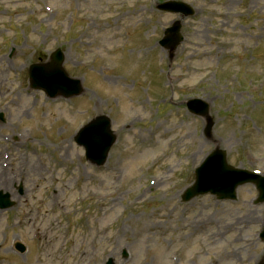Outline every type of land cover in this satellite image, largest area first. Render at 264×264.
<instances>
[{
	"label": "rangeland",
	"instance_id": "rangeland-1",
	"mask_svg": "<svg viewBox=\"0 0 264 264\" xmlns=\"http://www.w3.org/2000/svg\"><path fill=\"white\" fill-rule=\"evenodd\" d=\"M163 1L0 0V192L15 202L0 209V264L261 260L253 185L236 201L181 194L216 147L264 172V0H184L197 13L183 19L173 59L158 40L180 16L159 11ZM56 48L81 95L33 88L29 66ZM193 97L211 103V137L187 110ZM100 114L118 139L99 167L74 136Z\"/></svg>",
	"mask_w": 264,
	"mask_h": 264
},
{
	"label": "water",
	"instance_id": "water-1",
	"mask_svg": "<svg viewBox=\"0 0 264 264\" xmlns=\"http://www.w3.org/2000/svg\"><path fill=\"white\" fill-rule=\"evenodd\" d=\"M158 8L163 11L182 13L183 17L194 14V10L188 4L182 2L167 1L160 4ZM181 27V21L175 22L171 28L166 30L165 37L161 40V44L171 51V57L174 55V50L183 41ZM54 59L55 64L51 68L46 65L31 66L33 86L45 88L52 97L58 94L67 97L79 94L82 90L81 81L70 78L64 71L62 68L63 55L60 50L56 51ZM189 109L197 115L206 117V135L211 136L214 120L209 115V104L202 100H192L189 103ZM76 141L85 146L87 157L92 162L102 165L107 160L109 150L116 141V136L111 131L109 118L101 115L81 129ZM247 183L256 185L259 192L257 202H264V176L232 167L228 164L226 151L216 148L196 169V181L183 194V201H189L206 193L215 194L219 199H236L237 188ZM13 205L14 202L10 200L8 194H0L1 208H10ZM261 237L264 240V230ZM21 250H24V248L21 247ZM108 264H114L113 260L110 259ZM258 264H264V262Z\"/></svg>",
	"mask_w": 264,
	"mask_h": 264
},
{
	"label": "bare ground",
	"instance_id": "bare-ground-1",
	"mask_svg": "<svg viewBox=\"0 0 264 264\" xmlns=\"http://www.w3.org/2000/svg\"><path fill=\"white\" fill-rule=\"evenodd\" d=\"M2 168H0V170H1ZM4 170V169H3ZM3 174L5 175V173H4V171H3ZM8 181L7 180H2V178H1V176H0V188L2 189V190H5V191H9V189L7 188V186H8ZM4 187V188H3ZM28 222V221H27ZM39 238L41 239V240H46V242L47 243H49L50 242V238L47 236V234H46V232H40L39 233Z\"/></svg>",
	"mask_w": 264,
	"mask_h": 264
}]
</instances>
